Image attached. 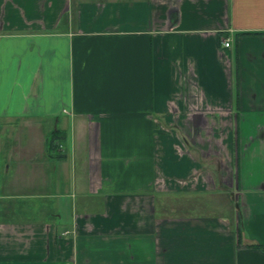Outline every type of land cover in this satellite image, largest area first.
I'll return each instance as SVG.
<instances>
[{
	"label": "crops",
	"instance_id": "0c3cea01",
	"mask_svg": "<svg viewBox=\"0 0 264 264\" xmlns=\"http://www.w3.org/2000/svg\"><path fill=\"white\" fill-rule=\"evenodd\" d=\"M201 167L239 214L169 213L216 188ZM261 246L264 0H0V264H264Z\"/></svg>",
	"mask_w": 264,
	"mask_h": 264
},
{
	"label": "rangeland",
	"instance_id": "374dc122",
	"mask_svg": "<svg viewBox=\"0 0 264 264\" xmlns=\"http://www.w3.org/2000/svg\"><path fill=\"white\" fill-rule=\"evenodd\" d=\"M213 158V157H212ZM212 158L205 159V164L208 165L212 163ZM203 168L202 171H204V175L207 178V181L209 183L212 181L216 183V188L215 189H208L206 193L204 194H198V196L194 195L195 192H191L185 197L188 199V206L181 205V202L178 203L176 201V204H174L173 207H170L171 210L169 212V209H166L165 206H163L162 212H169L173 213V215L181 214L182 212L185 214H200L203 213L205 216H220V217H225L232 212H235L236 214H239L238 207L236 206V201H235V194L232 190L227 188L224 184L219 183V169L218 167H201ZM211 186V184H210ZM166 197V196H165ZM165 197H160L163 202H160L157 200L158 204L160 203H167V200L165 201ZM174 199V198H173ZM181 201V200H180ZM148 203V201H147ZM151 203V201L149 202ZM146 206L145 212H149V207ZM169 208V207H168ZM188 208V209H187ZM199 212V213H198ZM160 216H165L163 214H160Z\"/></svg>",
	"mask_w": 264,
	"mask_h": 264
},
{
	"label": "trees",
	"instance_id": "16d2710c",
	"mask_svg": "<svg viewBox=\"0 0 264 264\" xmlns=\"http://www.w3.org/2000/svg\"><path fill=\"white\" fill-rule=\"evenodd\" d=\"M57 139H58V136H56L55 134H52L51 136H50V148L51 149H55V145H54V143H55V141H57ZM261 247H263L264 248V246H261Z\"/></svg>",
	"mask_w": 264,
	"mask_h": 264
},
{
	"label": "built area",
	"instance_id": "2783aa9c",
	"mask_svg": "<svg viewBox=\"0 0 264 264\" xmlns=\"http://www.w3.org/2000/svg\"><path fill=\"white\" fill-rule=\"evenodd\" d=\"M225 46H226V47H229V46H230L229 39L226 40V42H225Z\"/></svg>",
	"mask_w": 264,
	"mask_h": 264
}]
</instances>
